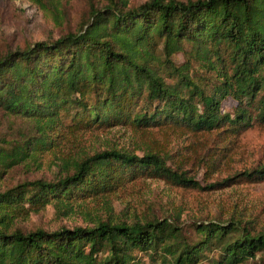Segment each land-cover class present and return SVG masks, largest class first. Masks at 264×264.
I'll return each instance as SVG.
<instances>
[{
  "label": "trees",
  "instance_id": "trees-1",
  "mask_svg": "<svg viewBox=\"0 0 264 264\" xmlns=\"http://www.w3.org/2000/svg\"><path fill=\"white\" fill-rule=\"evenodd\" d=\"M27 1L61 20V0ZM100 1L78 31L0 57V111L32 127L0 138V176L92 129L196 136L264 125V0ZM226 101L233 103L227 111ZM167 160L157 150L140 157L108 148L60 159L55 180L0 191V264H264V229L240 219L197 222L191 234L178 218H97L52 232L20 225L49 205L64 214L138 179L199 187ZM236 179L264 181V165L206 189Z\"/></svg>",
  "mask_w": 264,
  "mask_h": 264
},
{
  "label": "rangeland",
  "instance_id": "rangeland-1",
  "mask_svg": "<svg viewBox=\"0 0 264 264\" xmlns=\"http://www.w3.org/2000/svg\"><path fill=\"white\" fill-rule=\"evenodd\" d=\"M129 1L130 5L138 6L147 0ZM101 3L100 0H61L58 6L61 20L56 24L27 0H0V57L35 43L54 42L63 34L78 31L90 6ZM174 60L181 64L183 57L177 54ZM232 106V101H226L223 109L227 111ZM31 128L29 122L0 111V138L18 137L25 131L29 133ZM58 141L54 150H45L35 160L6 170L0 176V191L26 181L55 180L59 178L60 159L72 161L108 148L140 157L157 150L166 156L168 166L187 173V178L196 181L199 187L138 179L110 197L86 200L64 214L57 213L51 205L31 213L27 220L20 222L26 230L41 228L52 232L59 228H84L97 218L128 223L178 218L190 234L194 223L228 218L240 219L250 228L264 229V181L236 179L227 187L206 189L210 184L264 165V125L255 124L239 135L214 132L196 136L159 128L135 133L118 126L82 131ZM244 264L260 262L256 258Z\"/></svg>",
  "mask_w": 264,
  "mask_h": 264
}]
</instances>
